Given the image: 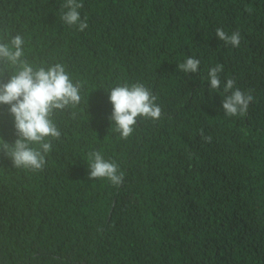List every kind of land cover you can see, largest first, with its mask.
I'll use <instances>...</instances> for the list:
<instances>
[{"label": "trees", "instance_id": "1", "mask_svg": "<svg viewBox=\"0 0 264 264\" xmlns=\"http://www.w3.org/2000/svg\"><path fill=\"white\" fill-rule=\"evenodd\" d=\"M82 2L78 31L60 19L64 0H0V43L19 34L22 60L60 63L81 85V102L52 116L61 136L42 171L0 151V264H264V0ZM217 28L238 31L239 47ZM189 57L196 73L178 68ZM3 69L0 83L19 70ZM228 79L254 98L244 116L223 111ZM136 83L161 117L122 139L109 91ZM17 138L0 105V143ZM93 151L121 185L89 179Z\"/></svg>", "mask_w": 264, "mask_h": 264}, {"label": "clouds", "instance_id": "2", "mask_svg": "<svg viewBox=\"0 0 264 264\" xmlns=\"http://www.w3.org/2000/svg\"><path fill=\"white\" fill-rule=\"evenodd\" d=\"M82 0H64L61 5V21L69 27L84 31L88 28L87 19L81 18ZM216 36L220 41L239 47L240 33L231 35L217 28ZM23 38L17 34L8 43H0V63L18 66L19 70L12 72L7 83H0V105H8L14 118L18 138L14 144L0 143V151L11 157L17 169L31 172L42 171L46 164V155L52 149V140L59 139L61 132L52 120L57 110L69 106L75 107L81 102L79 82L73 83L60 63L47 69L34 67L22 60ZM200 61L189 57L178 68L185 73H196ZM5 69L0 70L3 73ZM223 66L217 65L208 72L211 90L221 88L219 73ZM234 81L228 79L223 85L222 108L226 116H244L253 96L245 94L238 88L234 89ZM231 93L230 95H226ZM157 97L142 83L129 86H117L109 91V100L113 111L109 119L115 125L114 131L122 139H127L134 130L138 117L157 120L161 117V108L155 103ZM211 140V137H207ZM39 145V148L33 147ZM89 179L106 178L112 185H121L124 174L119 172L118 165L104 159L98 151L88 154Z\"/></svg>", "mask_w": 264, "mask_h": 264}]
</instances>
